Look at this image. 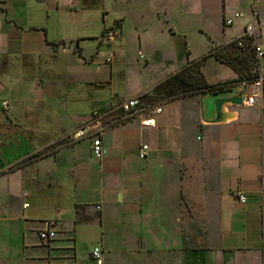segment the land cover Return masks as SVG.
Instances as JSON below:
<instances>
[{"label": "crops", "instance_id": "crops-1", "mask_svg": "<svg viewBox=\"0 0 264 264\" xmlns=\"http://www.w3.org/2000/svg\"><path fill=\"white\" fill-rule=\"evenodd\" d=\"M100 2L99 6L93 0H0V59L5 60L4 69L7 73L12 71V59L15 55H18L15 58L26 57L29 62L34 59L36 63V77L29 75V69H26L25 74L17 77L8 88V97L3 100L10 103L11 114L7 110L6 114L0 113V165H11L20 159H28L7 173H0V186L4 188L6 195L0 202V264H29L33 257L43 261L38 257L48 254L58 241L53 240L45 245L42 241L46 240H41L38 233L53 221L57 224V228L53 227L55 231L72 235L74 257L77 245L73 241L74 225L99 222L103 228L102 244L93 248L101 249L102 264H264V90L258 104L230 107L233 117L222 123L209 122L214 117L213 100L228 96L229 93L200 97L203 92L166 100L161 104V113L154 117V126L139 123L140 131L145 128L150 131L146 135L149 139H142L138 145V157L141 145H149L146 156L139 158L146 161L149 156L150 164L152 161L155 164L152 166L154 169L150 168L149 172L152 177L150 202L146 209L144 199L137 200L142 202L143 210L137 212L134 218L146 214L154 235L144 227L139 229L137 234L142 237L141 241L129 243L138 252L123 257L116 255L114 258L110 249L115 247V243L111 241L108 226L112 229V222L119 220L122 213L116 207L110 209V193L106 181L111 174L118 175L121 172L114 164L116 159L113 161L109 153L114 146H118L113 138L124 133L123 127L126 124L101 133L106 154L101 161L94 160L91 155V134L85 136L89 140L86 158L78 157L77 152L84 137L74 139L72 135L102 105L91 114L70 116L63 90L72 83L88 82L93 65L101 69L103 65L107 67L105 76L111 79L112 69L109 72L108 65L118 55L124 57L123 75L127 79L126 75L130 70L126 63L128 47L124 45L123 52L115 51L112 47L115 39L109 43L103 35L109 28H117L120 32L118 36L121 37L126 35L125 26H132L133 30H129V33L132 32L137 41L133 59L140 69V78H144L141 74L153 64L154 58L152 50L144 41V37L148 35V27L136 26L132 22L136 14L133 11L127 12L140 0ZM249 2L244 11L247 8L256 9V0ZM116 3L122 11L112 17L114 15L110 13L108 4ZM179 3L171 6L165 0H155L154 16L168 22L165 18H170L166 13L170 8H175L181 14V11H189V1L185 4L184 0H180ZM227 3V0L223 3L221 0L220 4L223 30L232 27L238 20L231 26H224V18L233 14H227ZM141 13L137 12L142 15ZM108 19L112 23L108 24ZM96 20L102 22L101 27H95L98 31H94L92 27ZM117 20L119 23L113 26ZM252 20H245L237 35L223 41L212 40L205 33L211 43L200 55L192 53L186 35L177 32L170 25L168 32L172 40L167 48L169 56L158 60L156 72L151 78L145 75L144 82L131 83L126 80L125 90L128 95L122 101L149 92L189 62L230 43L242 34L243 25L248 22L255 25L257 39L264 43V17L260 22L258 13ZM185 46L187 50L182 52ZM188 49L190 55L186 54ZM138 52L144 55L146 68L139 65ZM108 60L109 64H103V61ZM210 61L223 68V72L215 78H210L205 70ZM201 66L202 75L209 83L238 78L235 71L216 60L214 55L209 56ZM51 81L58 82L54 91H50ZM0 86L1 89V82ZM32 86L39 88V96L33 100L23 96L24 89ZM115 98L121 99L119 95H115L112 101ZM45 101L54 110L60 134L57 138H44L47 134L42 129L47 123L42 115ZM175 104L179 111L176 121L171 109ZM203 104H206L205 108ZM0 105L2 107V102ZM91 130L88 129L90 132ZM64 137H69L66 145L44 153L46 148ZM39 152L42 153L36 154ZM158 153L164 155L160 158ZM33 154L36 155L30 157ZM150 164L146 162V167H150ZM112 165L117 170L112 169ZM136 180L140 183L146 181L142 174L136 175L135 184ZM62 184V190L70 189L71 202L65 208L59 207L60 213L52 214L49 211L44 217L46 209L59 205V188ZM190 186L203 195L201 206L197 208L187 192ZM140 188L139 185V190ZM235 194L238 195L237 198ZM239 196H243V202ZM24 200L28 207H23ZM99 201H102L99 215L88 209L84 214V221H80L74 204L90 207ZM180 206L187 215L186 227L180 228L181 236L179 228L166 220L170 212ZM189 211H195L197 218L191 221L197 226L199 236L197 240L185 242L182 237L183 234L188 236ZM214 213L216 219L208 217V214ZM195 220H199L198 225ZM216 223L219 229L214 232ZM92 250L88 253L89 262L98 264L91 256ZM68 260L78 264L75 259Z\"/></svg>", "mask_w": 264, "mask_h": 264}, {"label": "rangeland", "instance_id": "rangeland-1", "mask_svg": "<svg viewBox=\"0 0 264 264\" xmlns=\"http://www.w3.org/2000/svg\"><path fill=\"white\" fill-rule=\"evenodd\" d=\"M101 0H93V2L96 5L101 4ZM164 1V0H162ZM180 0H165L167 5L175 6L176 3H179ZM189 1L190 9L189 11H181L183 14L180 13V11L176 10L175 8H170L166 11V13L170 16V18H165L168 20V22H165L164 19H157L154 16V9H155V0H140V2L135 3V6L131 9H128L127 12L136 14L134 18H132V22L136 26H142L146 25L148 27V35L144 37L145 43L148 45L150 50H152L153 53V64L149 66V68H146V59L142 52H138V63L140 66L146 68V72L142 73L141 76L144 78H140L139 73V67L136 64L135 59H133V55L136 51V44L137 41H135V36L132 32L129 33V30H133L132 26H125L126 27V35L118 36L120 34L119 30L117 28L112 27L107 29L104 32V36L106 37L107 32L114 30V39L115 41H108L109 43H112V47L115 51H122L123 47L126 45L128 47L129 53L127 56V62L130 70H128L126 78H124L123 75V64H124V57L123 56H115L111 62L108 60V62H104L103 64H109L108 67L112 69V77L107 78L105 76V70L107 67L103 65L102 69L100 67L95 68V65H93L92 68H90V77L91 79L88 82L83 83H72L63 90V96L66 98V109L69 115L71 114H91V112L95 109H97L100 105H102V108L97 109L96 111L92 112L91 119L87 121L86 124H84L82 127H86L88 129L95 130L97 129V133L101 138V133L110 129L125 125L123 127V134L119 137L115 136L114 143H118V146H114L112 150L109 153V157L111 159H116V163H114L116 166H118L119 170L121 172H118V175L111 174L110 178L106 181V185L108 187V191L110 193V209L118 208L120 212L122 213V217H120L119 220H114L112 222V226H114L112 229H110V225L108 226V233L111 236L112 243H115V247L110 249L112 253H114V258L117 256H127L129 254H133L138 252L137 249L131 248V245H129L130 242H137L141 241L142 237L137 234L139 229L145 228L148 230V232L151 233V235H154L152 233L151 227H149L150 220L148 219V216L146 214L138 215L134 218L135 214L137 212H142L143 206L142 202H138L137 200L144 199V204L147 206L150 202V191L152 189L151 187V180L152 177L149 175L150 168H153L155 161H152L150 164L149 156L146 161H143V159H140L138 157L137 148L142 139H149L146 135L150 131L148 128H145L144 130L140 131L139 128V118L135 117H124L123 113L121 112L120 108L118 107L119 104L122 102V98H126L128 95L127 91L125 90L126 80H128L131 83H136L137 81L144 82L145 75L148 78H151L153 73L156 72L157 66H158V60L162 59L163 57H168V45L170 43V34L168 32V27L172 25L177 32H180L182 34L186 35V40L188 47H190L191 52L194 54L199 55L208 48V46L211 43V40H209L206 36H211V39L213 40H220L223 41L227 38L234 37L235 34L240 32L241 26L245 20L253 21L252 18H249L248 12L251 8H247L249 5L250 0H227V14H232L235 11H242L244 12V16L239 18L235 21V23L232 25V27H227L225 30L221 28V16H220V9H221V0H184V3ZM224 0H222L223 3ZM111 10L109 9L110 13H113L112 17L117 16L119 11H122L121 7L119 5L108 4ZM177 6V5H176ZM255 8L258 10L259 13V19L260 22L262 21L264 17V0H256L255 2ZM100 9V8H98ZM136 12V13H135ZM137 12H142L140 14H137ZM101 20H96L95 24H93V30L98 31L97 26L101 27ZM107 23H112L111 19H108ZM119 21H115L113 23V26H116ZM133 24V25H134ZM111 27V26H110ZM264 31V30H263ZM236 34V35H237ZM118 36V37H117ZM187 46L182 48V52H184V49H186ZM212 47V46H211ZM110 48V47H108ZM190 49H188L187 55H190ZM15 57H18V55H15ZM13 58L14 67L12 71L6 72L7 70L4 69V59H0V82L3 84L2 88L0 89V104L3 100L6 99L8 88L11 86V84L15 81V79H18L19 77L23 76L26 72V69H29V75H34L36 77V63L35 60L31 59L29 62V59H26V57H20L19 58ZM215 57V56H214ZM188 58V57H187ZM218 60V59H216ZM220 61V60H218ZM221 62V61H220ZM231 68L233 71L237 73V75H242L243 77L247 76V72L245 71V66L240 65L236 60L232 61H224L221 62ZM185 64V63H184ZM6 65V64H5ZM112 65V67H111ZM183 65V64H182ZM202 68V66H201ZM145 70V69H144ZM202 70V69H201ZM206 73L210 78L217 77L220 73L223 72V68L219 65L214 64L213 62H209L205 66ZM25 71V72H24ZM6 72V73H5ZM110 75V73H109ZM108 75V76H109ZM156 75V74H155ZM18 77V78H17ZM36 79V78H35ZM57 83L51 81L50 84V91H54L57 88ZM14 84V83H13ZM1 87V86H0ZM231 89L230 92H226V94H234L237 92L235 88H229ZM264 90V89H263ZM228 91V90H225ZM209 93V92H208ZM200 93H197L196 95H199ZM211 94V93H209ZM263 94V91H262ZM259 96L258 101L260 98ZM22 95V94H21ZM115 95H119L121 99H113ZM217 95V94H212ZM24 97H30V99L37 98L39 96V88L33 87L32 88H26L23 92ZM142 101L145 103L151 102V103H157L162 104L166 100L170 99L167 97H162L159 95H156L152 93L151 90L146 93V95H142L141 97ZM258 101L254 104H258ZM110 103V104H109ZM49 102H44V113L42 115L44 116L45 120L47 121L45 128L42 129L47 133L44 138H57L58 135V127L56 124V119L54 115V110L52 108V105ZM206 105V104H205ZM205 105L203 104L204 108ZM248 104H246L247 106ZM32 105H30L31 107ZM244 106V103L243 105ZM241 106V107H242ZM8 109H4L0 105V113L6 114V110L8 114H11V106L8 102ZM237 107V106H233ZM172 113H173V119L178 120L176 118V114L178 111L177 105H173L171 107ZM27 111V110H26ZM179 114V111H178ZM138 119V120H137ZM66 127V126H65ZM174 127V124H173ZM141 134V135H140ZM97 135V134H96ZM140 135V136H139ZM49 138V139H50ZM84 142L81 144V146L78 149L77 156H83V158H86L87 152H88V146H89V140L88 138L84 137ZM69 140V137H64L58 142H56L54 145L49 146L44 150V153H48L50 151H53L54 149H58L59 147H62L66 145V141ZM149 147V145H148ZM103 154L100 158L95 157L92 153V157L96 161H101L102 158L106 155L105 154V148L102 146ZM164 153H158V156L161 158ZM26 159V158H25ZM18 160L11 165H0V173H7L8 171L22 165V163L28 159ZM146 162H149L150 167H146ZM120 163V164H119ZM115 165H112V169H116L114 167ZM154 169V168H153ZM115 173V172H113ZM137 174H142V178H145L146 181H143L140 183V181H137L135 184L134 180L136 179ZM190 182H188L189 184ZM105 185V186H106ZM140 185V190H139ZM56 187V186H55ZM63 184L60 186V199L58 201V206H53L51 209H46L45 215H48L47 213L51 211L52 214L60 213L61 209L59 207H66L72 200V193L70 189H64ZM151 188V189H150ZM66 190V191H65ZM188 195L190 194V198H192V201L194 203V206L197 208L198 206H201L202 203V196L201 193L196 192L193 190V187L190 186L188 189ZM25 195V192H23ZM193 195V196H192ZM236 195V196H235ZM234 196L237 198V194ZM4 188L0 186V202L5 197ZM192 196V197H191ZM239 198V197H238ZM240 199V198H239ZM201 201V203H200ZM27 203L26 200H24V204ZM28 204V203H27ZM180 206L178 209L173 210L170 212V216L166 218L167 221H170L171 224H174L175 227L179 228V235L180 228L186 227L185 225V219L187 215H185V212L182 210ZM216 207V206H214ZM88 209H91L95 212V215L98 214V212L102 211V201L93 203L90 205V207L82 206L77 211V217L80 219V221H84V214L88 212ZM215 210L214 208H212ZM63 211V210H62ZM99 215V214H98ZM185 216V217H184ZM211 216V217H210ZM181 217H184L183 219ZM189 229H187L188 236L186 234H183L182 241H190L192 239L197 240L199 234L197 233V226H194L191 219H195L196 214L195 211L191 212L189 211ZM208 217L211 219H216L215 213L212 215L208 214ZM184 220V223L182 221ZM89 221V220H88ZM146 222L147 223H141ZM199 220H195L194 222L198 225ZM208 223V221H207ZM116 224V225H115ZM57 226L56 221H53L52 227ZM57 228V227H55ZM214 232L219 229L218 223L214 226ZM102 231L103 228L100 225L99 222L94 223H78L75 224L72 230L73 234V241L77 242L75 252L76 256L74 257V245L72 243V235L67 234L64 235L62 231H55V236L46 241H42L43 244L49 245L51 241L55 240L58 241L56 245H54L51 249V251L48 252V254H45L41 257H38L41 260H35L33 257V260L29 262V264H64L66 259H75L76 263L78 264H92L89 262L88 259V253L90 250L93 249L94 246H101L102 242ZM105 243V242H104ZM105 249L104 252L106 253V246L104 245ZM31 253H34L30 250ZM117 253V254H116ZM66 264H73L71 261H67ZM93 264H96L95 262Z\"/></svg>", "mask_w": 264, "mask_h": 264}, {"label": "built area", "instance_id": "built-area-1", "mask_svg": "<svg viewBox=\"0 0 264 264\" xmlns=\"http://www.w3.org/2000/svg\"><path fill=\"white\" fill-rule=\"evenodd\" d=\"M242 16H244V12H234L232 15L224 18V26H231L236 19H239ZM248 16L250 18H256L258 16L257 10L251 8L248 12ZM114 34V30L107 32L106 37L108 41H112L114 39ZM233 41H235V45L238 49L249 52L253 63L251 71L253 74H255L251 79L241 80L239 82L233 83V88H236L237 90L243 89L245 91L243 103L254 105L258 101L259 96H261L264 87V43L258 41L256 36V27L251 22L243 25L242 34L236 37ZM146 93L147 92L138 96L130 97L122 101L118 107L120 108L124 117L139 118V123L141 125L154 126V117L155 115L161 113L162 107L161 104L143 102L141 97L142 95H146ZM2 107L4 109H8V102L2 101ZM97 132V129L91 130L90 132L88 129H86V127H81L77 129L75 133H73L72 137L74 139H80L88 134H91V153L95 157L100 158L103 154V149L101 138ZM147 149L148 146L146 144L141 145L139 152L140 158L146 156ZM239 198L242 202L244 201L243 196H239ZM24 207H28V204L25 203ZM52 225L53 223L49 222L48 226L38 233V236L41 240H49L55 236V230L53 229ZM91 256L98 264H102L103 254L99 247L93 248L91 251Z\"/></svg>", "mask_w": 264, "mask_h": 264}, {"label": "trees", "instance_id": "trees-1", "mask_svg": "<svg viewBox=\"0 0 264 264\" xmlns=\"http://www.w3.org/2000/svg\"><path fill=\"white\" fill-rule=\"evenodd\" d=\"M170 31L176 39L179 38L171 29ZM211 55H214L215 58L221 62L236 60L240 65L245 66L247 76L243 77L242 75H238V78L233 80H224L216 83L207 82L202 75L201 65L204 64L205 60ZM252 67V57L249 52L238 49L235 45V41H231L217 49L211 50L208 54L203 55L199 59L189 62L175 74L157 84L151 91L156 95L167 98H175L206 91L211 94L226 93L231 91L229 88H233V83L253 78L255 74L251 71ZM41 153L42 152L36 154L40 155ZM82 206L84 205L74 204L76 212Z\"/></svg>", "mask_w": 264, "mask_h": 264}, {"label": "water", "instance_id": "water-1", "mask_svg": "<svg viewBox=\"0 0 264 264\" xmlns=\"http://www.w3.org/2000/svg\"><path fill=\"white\" fill-rule=\"evenodd\" d=\"M245 91L237 90L234 94L225 97H218L213 100L214 117L209 120L210 123H222L233 117V113L229 110L233 106H242ZM208 92L201 93L200 97L208 95Z\"/></svg>", "mask_w": 264, "mask_h": 264}, {"label": "bare ground", "instance_id": "bare-ground-1", "mask_svg": "<svg viewBox=\"0 0 264 264\" xmlns=\"http://www.w3.org/2000/svg\"><path fill=\"white\" fill-rule=\"evenodd\" d=\"M244 104H245V105H246V104H248V105H249V103H244Z\"/></svg>", "mask_w": 264, "mask_h": 264}]
</instances>
